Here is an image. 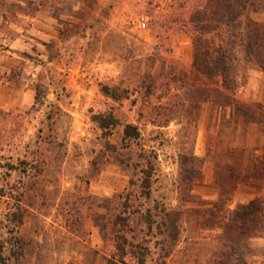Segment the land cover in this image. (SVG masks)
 <instances>
[{"label":"rangeland","instance_id":"1","mask_svg":"<svg viewBox=\"0 0 264 264\" xmlns=\"http://www.w3.org/2000/svg\"><path fill=\"white\" fill-rule=\"evenodd\" d=\"M64 2L45 38L31 0L8 24L0 18V54L23 90L14 108L0 107V264H105L114 256L129 264H264L254 240L264 236V158L256 153L264 152V74L242 64L227 73L205 42L194 53L185 46L191 36L178 29L187 21L176 18L188 0ZM252 8L264 21V0ZM172 70L189 85L195 106L183 113L200 124V158L191 155L192 128L145 123L141 141L124 137L125 123L145 115L131 110L129 93L145 101ZM225 73L228 95L216 92ZM105 88L124 96L109 98ZM160 147L158 164L152 148ZM119 162L133 163L137 197L122 191L128 176ZM164 218L183 219L184 253L175 254Z\"/></svg>","mask_w":264,"mask_h":264},{"label":"trees","instance_id":"2","mask_svg":"<svg viewBox=\"0 0 264 264\" xmlns=\"http://www.w3.org/2000/svg\"><path fill=\"white\" fill-rule=\"evenodd\" d=\"M188 3L189 7L176 19L183 18L187 21L186 24H182V28H179L178 32L189 34L195 49L198 48V42H205L209 59L214 63V66L216 62H222L224 71L227 73L231 71V66L238 64H242L245 71L253 68L264 73V21L258 18L260 14L252 8L254 0H188ZM221 71L220 68L215 71L213 79H217ZM199 72L201 73V71ZM235 75L236 79L240 75V71H236ZM222 76V89L216 88L218 94H222V90L231 91L225 82L227 74H222ZM238 85L240 83L237 82L236 86L238 87ZM41 89V85L37 86L35 104L39 103ZM104 92L107 97L113 99H122L124 96L122 91L119 92L115 89L105 88ZM50 110L58 111V108L51 106ZM56 111L53 114L50 112L51 120L55 117ZM138 131L136 126L127 125L124 137L137 139L140 136ZM144 158L146 159L145 156ZM252 219L246 218L245 220L251 221ZM163 220H165L164 232L169 238L177 240L181 229L178 224L179 218H164ZM243 233L247 234V231L243 230ZM124 253L123 256L126 257L128 255L126 250ZM105 264L129 263L125 258L117 259L114 256L106 259Z\"/></svg>","mask_w":264,"mask_h":264},{"label":"crops","instance_id":"3","mask_svg":"<svg viewBox=\"0 0 264 264\" xmlns=\"http://www.w3.org/2000/svg\"><path fill=\"white\" fill-rule=\"evenodd\" d=\"M31 1L35 7V11H34L35 16L33 17L34 28L37 27V33L41 35L40 36L41 38H45L47 34L44 30H49L50 24L54 23L52 20L53 19L52 16H53L55 9H60V11L63 12L64 6H65V2H64L65 0H62V2L59 5H56L54 3V0H31ZM26 2L28 3L29 0H1V3H0V18L2 21L1 23L4 22L5 24H8V21H5V20H8L10 17L19 16L21 14V11L19 10V7H20L19 5H22V4L24 5L26 4ZM11 5H14V8L13 7L10 8ZM33 38L35 41L38 42L39 45L40 44L42 45L41 39H40L41 41H39L36 39L35 36H33L32 39ZM52 38L53 36L49 37V40L47 43L49 44L52 43V40H50ZM1 39L2 38L0 37V40ZM18 40L19 39L16 37V35H14V37L10 40L11 41L10 44H14L13 42H17ZM46 44H45V47L47 46ZM16 46L17 45L15 43V46L13 47H16ZM185 46L191 47L194 53V44H193L192 38L185 40ZM48 53L49 51L47 52V54ZM3 54L7 55V53H3ZM1 56L2 55L0 54V77L2 76V79L4 80L5 85L1 84L0 86V107L1 108H14L15 102H14L13 97L16 94L23 91L21 89L22 82L11 79L13 66L10 67L9 64L7 63L8 58H3ZM45 56L46 55H44V57ZM48 60L50 62L53 61V59H49V58ZM166 67H168L169 70L171 69L170 64H167ZM182 69L184 70V68ZM252 71L261 72L258 70H252ZM176 73L174 72V70H172V72L169 73L170 74L169 79L165 81L166 82L165 87H162L161 89H158V90H155V89L151 90V92H149L148 94V98L143 102L141 100H138L136 102L135 100H133L134 99L133 93H129L130 97L132 98L130 99L131 100L130 108H132L131 110L135 112L139 110L143 111L145 115L141 119H138V118L132 119L130 123H125V125H133V124L137 125L138 130H139L140 125L142 126L145 123H146V126H151V127H154L156 129H161V130L170 129L172 126H182V127L192 128L193 132L191 131L190 132H191V135H193L192 143L194 142V146H193V151L191 155L194 158H200V154H199V146L201 142L200 130L196 129V134H195L194 128L197 124L195 123L194 117H192V120H190L188 115L183 113L184 111L188 109H193L195 105H194V102L187 101V98H186L188 96L186 90L188 89L189 85L185 82L183 84L180 81V77L177 76ZM261 73L264 74L263 72ZM244 88L245 87H242L241 89L244 90ZM36 89H37V86L35 87V94H34L33 100H35ZM223 93L228 95V92L225 90H223ZM124 100H129V98H126ZM152 110H160V112L162 113L157 115L155 118H152L150 115L151 118L149 119L147 112H151ZM175 111H176V115L173 114L175 113ZM197 126H200V124H198ZM190 132L189 133L187 132L186 135H184V137L182 136V139H186L187 143L191 142V141H188V138L190 137ZM143 136L145 137V134ZM141 137L142 136L140 134L139 138L136 140L141 141L139 140ZM141 144L143 145V142ZM136 145L139 147L138 144ZM139 149L143 152L146 151V147L144 145L139 147ZM152 149H154L152 152L154 153V157H153L154 161L160 164L161 161H163L162 151L164 147L152 148ZM155 150H157V152ZM256 153H257V156L260 155L261 159L264 158V152L257 151ZM241 154H242V157H245L244 152H241ZM237 156L238 155L236 154L234 155L235 158ZM125 165L126 164H122L121 162L116 163V166L119 167L121 171L123 172L122 175H124V177L128 176V180L126 182V185L122 189V191L133 192L134 195L137 197L136 194L139 191L140 186L136 182L137 179H134V177L137 176V174L132 169L133 163L130 162L127 166V169H124ZM139 198H141V195L139 196ZM179 220L180 221H178V224L182 225L183 219L179 218ZM181 225H180V228H181ZM183 232H184V229L182 227L180 229V236L175 242L176 246L174 247L175 249L174 251H175V254L177 255L184 253V248L181 246ZM254 240L256 241V244H257L256 246L257 253L255 254L256 258H258V260L264 261V236L260 235L258 236V238Z\"/></svg>","mask_w":264,"mask_h":264},{"label":"built area","instance_id":"4","mask_svg":"<svg viewBox=\"0 0 264 264\" xmlns=\"http://www.w3.org/2000/svg\"><path fill=\"white\" fill-rule=\"evenodd\" d=\"M139 28L141 30H145L147 28V21L142 20V22L139 24Z\"/></svg>","mask_w":264,"mask_h":264}]
</instances>
